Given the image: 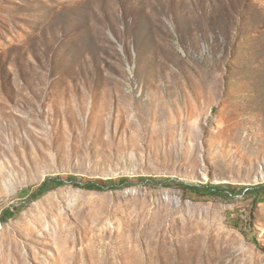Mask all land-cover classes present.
Returning <instances> with one entry per match:
<instances>
[{
	"label": "rangeland",
	"instance_id": "rangeland-1",
	"mask_svg": "<svg viewBox=\"0 0 264 264\" xmlns=\"http://www.w3.org/2000/svg\"><path fill=\"white\" fill-rule=\"evenodd\" d=\"M5 209L0 264H264V0H0Z\"/></svg>",
	"mask_w": 264,
	"mask_h": 264
},
{
	"label": "trees",
	"instance_id": "trees-1",
	"mask_svg": "<svg viewBox=\"0 0 264 264\" xmlns=\"http://www.w3.org/2000/svg\"><path fill=\"white\" fill-rule=\"evenodd\" d=\"M63 179H66L67 181L74 183V184H80L84 188L87 189H100L103 187V185L106 183L104 181H98V180H91L89 178H84L78 180L74 176H67L66 178L61 177H50L48 176L45 180H43L32 192V197L37 198L45 193H47L49 190L54 188L56 185H60L63 183ZM127 181V180H124ZM113 182V181H112ZM191 189L195 191H201L204 194H215V193H221V190L217 186H211V185H191ZM7 214H10L9 209H5L2 214L0 215V219L5 220L7 218Z\"/></svg>",
	"mask_w": 264,
	"mask_h": 264
}]
</instances>
